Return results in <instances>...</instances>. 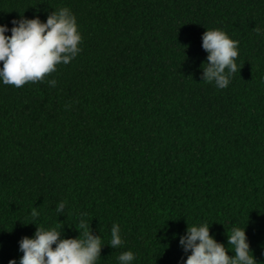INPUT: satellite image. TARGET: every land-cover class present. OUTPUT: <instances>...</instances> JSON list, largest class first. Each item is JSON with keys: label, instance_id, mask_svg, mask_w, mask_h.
Instances as JSON below:
<instances>
[{"label": "trees", "instance_id": "16d2710c", "mask_svg": "<svg viewBox=\"0 0 264 264\" xmlns=\"http://www.w3.org/2000/svg\"><path fill=\"white\" fill-rule=\"evenodd\" d=\"M63 7L78 55L38 83L0 80V264L38 226L78 238L81 219L96 264H184L180 238L204 223L229 255L227 232L245 229L264 264V0H0V25ZM207 30L238 41L224 89L202 80Z\"/></svg>", "mask_w": 264, "mask_h": 264}, {"label": "clouds", "instance_id": "9594fccd", "mask_svg": "<svg viewBox=\"0 0 264 264\" xmlns=\"http://www.w3.org/2000/svg\"><path fill=\"white\" fill-rule=\"evenodd\" d=\"M12 24L10 36L5 34L8 27L0 25V64L3 65L0 67V80L5 85L20 88L28 83L41 82L55 72L58 65L69 64L81 51L82 36L77 19L67 7L53 11L46 22H41L39 17H22L13 20ZM253 31L257 36L264 34L259 26ZM202 41L203 49L209 54L207 62L202 65L203 82H214L219 89L227 88L232 75L241 70L236 63L238 41L221 30H207ZM48 83L55 87L57 81L53 79ZM65 206L66 202H60L56 212L62 213ZM31 216L35 220L39 212L34 208ZM76 229L80 232L78 238L61 239L62 234L57 228L45 230L38 226L35 238L24 237L20 241L23 256L19 264H96L103 248L101 237L93 233L84 219ZM227 236L234 255H229L228 248L210 235L208 223L189 225L187 234L180 238L184 252L191 253L184 264H257L245 229L233 227ZM123 243L120 227L114 224L109 246L116 249ZM134 259L131 251L118 256L119 264H131ZM9 264H17V261L13 259Z\"/></svg>", "mask_w": 264, "mask_h": 264}]
</instances>
